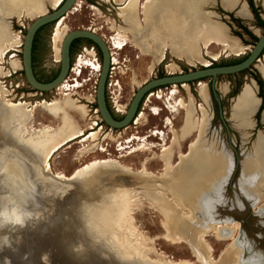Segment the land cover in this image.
Instances as JSON below:
<instances>
[{"label":"rangeland","instance_id":"rangeland-1","mask_svg":"<svg viewBox=\"0 0 264 264\" xmlns=\"http://www.w3.org/2000/svg\"><path fill=\"white\" fill-rule=\"evenodd\" d=\"M26 1L30 6H35V13L26 14L22 18L15 16L7 20L11 26V32L18 35L19 42H17V47L10 50L0 62V68L2 67L3 70L0 76L4 77L7 73H11V76L7 78L6 76L0 78V86L3 87L0 89L9 93L6 92V100L10 103L22 101L28 103L27 108L33 115V129H40L42 126L56 128L59 125V121L52 115L37 109V105L43 100L46 102L66 101L70 104L68 113L83 128V136L64 145L60 148L61 150L58 149L54 153L55 155L53 154L52 160L49 161L53 173L69 176L75 169L94 160H113L136 175L119 171L114 172L117 175L96 174L85 180L82 178L76 182L63 184H71L73 188H70L50 180V177L41 171L38 172L39 177H37L27 168L23 171V179H25L28 197L19 194L22 186L15 178L6 176L3 183H0V234L5 235V242L0 244V249H2L0 250V264H264V194L260 199L258 197L256 200L248 198L241 184L244 178V167L252 166L254 173L258 174L257 151L259 142L264 139V106L258 116L257 113L261 104H264V88L262 99L259 96L261 89L254 77L257 76L264 82L262 75L264 57L245 74L217 78L215 89L221 100L226 127L213 100L210 90L211 80L208 79L186 84L187 89L183 85H177L167 89L154 90V93L158 92L157 98H155V94L150 97V92L141 104L139 109L141 116L138 115L139 120L136 126L131 124L129 128L122 129L120 132L110 131L108 137H100V134L94 130L85 132V128L92 123L95 124L97 118L95 82H98L99 76L92 74L89 69L83 71L82 78L87 79L90 76L91 81L82 89L76 90L75 88H80L77 84L73 90H65L68 86L63 85L58 94L48 92L42 97H34L36 92L27 84L21 67L22 43L31 22L37 16L40 17L53 8L47 2L32 5L34 3L32 0ZM113 1H78L76 9H73L61 21L67 33L78 29H91L102 38L113 35L114 51H121V65L117 66L116 75L112 77V80H119L120 84V88H116L114 95V103L117 102V107L128 106L135 92L154 78L245 57L253 46L252 40L244 34L241 39L236 33H240L242 30L225 13H233L234 17L240 19L254 36L257 38L260 36L254 27L253 17L246 0H239L234 7H237L234 12L225 11L221 6V0H207L202 7L203 12L209 15L211 20L224 25L229 35L236 38L244 50L231 55L224 52V48L218 45L204 47V44L200 43V59L193 64L172 56L169 51L164 53L162 60H158L155 53L144 54L129 43L130 41L123 40V36L128 33L124 29L126 25L122 22L119 13L130 0ZM145 1L147 0H139V6ZM253 2L258 9V14L264 18L262 0H253ZM243 4H247L249 17L239 14ZM140 20L143 21L142 15H140ZM56 25L47 27L41 36L43 45L36 57L35 70L37 75L42 78L48 77L60 67V52L55 53L52 42ZM91 46L93 45L84 44L81 48ZM81 48L74 55L72 63L78 58ZM92 61L91 58L79 60L80 64L91 67L100 73V63ZM199 61L200 63H198ZM12 62L15 63V66L12 65ZM69 77L73 76L70 74ZM71 82L69 81L70 84ZM199 83L206 84L212 109L203 144L211 145L217 157L226 155L228 159L227 170L222 176L219 175L220 177L216 176L212 179L210 187L206 185L202 188V191L207 195L211 192L215 196L209 198L207 204L209 208H206L208 218L205 219V223L207 224L211 220L219 223L209 230L207 236L205 233H200V236L203 237L204 262L193 254L190 245L183 236L173 229L172 232L170 231L165 217L147 197V191L151 189L158 196L164 195L168 201L172 200L171 203L176 206V211L181 212L179 216L183 218V221L181 220L180 224L184 222L199 224L194 219L192 210L175 199L168 190V185H164L162 177L165 176L166 170L160 159L163 148L171 144L173 132H177L183 124L185 110L179 105L180 101L185 104L193 101L195 117L199 120L202 119V107L210 111V107L205 105L199 97ZM224 85L227 86V90L223 92ZM245 85H248L256 98L259 99V107L252 118V125L243 130L232 118V108L238 96L231 98L230 93L239 86L240 94ZM14 89L15 92H13ZM172 91L175 94L172 95ZM16 94L17 99H15ZM28 94L32 96H27ZM21 95L24 98L19 99ZM1 103L0 101V112H4ZM74 107L75 109H73ZM151 110L152 113H150ZM36 122L41 123L37 124ZM149 129L155 132L150 133ZM136 131L139 133L136 134ZM93 134L95 138L92 137ZM196 135L194 134L191 138L180 143V148L176 150L172 164L179 162L180 154L188 152L190 144L196 140ZM131 136L136 137L127 142L130 144L125 143L124 141ZM1 137H4L2 132L0 133V145H2ZM74 142L77 144L73 145ZM118 142H122L119 148L121 152L115 149ZM9 143L13 144L12 139H9ZM131 147H135V149L130 151ZM141 147L146 149L132 153ZM104 149L107 150L104 151ZM261 153L264 160V151ZM227 159L225 158V160ZM143 166L146 172L154 175V182L147 181L137 174ZM181 171H183V166L178 169L179 181L183 178ZM202 173L205 174L204 171H201L200 176ZM257 178L258 176L254 177V182L250 178L252 181L250 184H256L259 188V178ZM145 185H150V187L145 190ZM244 187L250 188L247 185ZM262 187V191H264V186ZM103 189L110 192L114 189L121 190L124 194L121 199L128 204L124 218L111 231L112 237L116 240L111 251L112 256L109 252L102 251L93 238L83 232V224H89V221H86L89 214L84 206L91 201L94 193L101 192L100 194H102ZM29 199L36 200V205ZM197 216L199 217L198 214ZM221 228L227 230L224 237H219ZM203 230L205 231L204 228ZM244 240L250 244H245ZM44 254L47 256L46 259H44Z\"/></svg>","mask_w":264,"mask_h":264},{"label":"bare ground","instance_id":"bare-ground-1","mask_svg":"<svg viewBox=\"0 0 264 264\" xmlns=\"http://www.w3.org/2000/svg\"><path fill=\"white\" fill-rule=\"evenodd\" d=\"M32 1L34 2L32 5L39 2H47L52 5L53 9H56L62 4L63 0ZM206 1L207 0H147L142 3L140 7L139 0H130L119 13L122 22L126 25L124 29L128 33V35L125 34L123 36V40L130 41L129 43L133 44L144 54L155 53V57L158 58V60H162L164 58V53L169 51L172 56L184 59L191 64L200 59V43H203L204 47L218 45L224 48V52L226 51L231 55L241 53L244 48L239 44L236 38L229 35L227 28L219 22L211 20L210 16L203 12L202 7ZM221 2L224 8L233 9L238 4L239 0H221ZM262 4L264 6V0H262ZM32 13H35V6H30L26 0H0V62L7 53L17 45V42H19L18 35L11 32V26L7 20L15 16L22 18L26 14ZM239 14L243 17L250 16L246 4L242 5ZM140 15L143 16V21L140 20ZM66 33V28L63 26L62 21H58L52 38L55 53L60 52V46ZM116 42L118 43V41ZM80 59L82 58L78 59L79 64ZM198 63H200V61ZM12 65L15 66V63L12 62ZM80 65L82 67H87L83 64ZM1 68L0 74H2L3 71ZM96 72V74H92L98 76L99 71ZM262 75L264 76V69L262 70ZM254 83L253 81V84ZM76 85L74 87H76ZM78 85L80 88L82 87L80 84ZM183 87L187 89L186 84H183ZM226 87L225 85L222 87L223 92L227 90ZM61 88L62 87H60V89ZM80 88L75 89L78 90ZM69 89L73 90L70 86L65 90ZM171 94L173 95L175 92L172 91ZM199 97L205 105L210 107V111L202 107V119L199 120L195 117L196 111L193 101H189L187 104L180 101L179 105L185 110L183 124L177 132H173L171 144L165 146L160 155V159L164 163L166 170L165 176L162 177L164 185H168L169 189H167L175 199H178L183 206L192 210L194 214L193 217L199 224L196 225L189 222L180 224V221H183V218L179 216L181 212H177L176 206L171 203L172 200L168 201L164 195L158 196L151 189L147 191V197L152 200V203L165 217L170 231L172 232L173 229L176 233L183 236L190 245L193 254L204 262L205 253L202 248L203 237L200 235L205 233V236H207L209 230L219 223L213 222V220L210 222L208 221L207 224L205 223V219L208 218L206 208H209V206L207 207L209 198L215 196H213L211 192L207 195L202 191V188L206 185L210 187L212 179L219 175L222 176L224 171L227 170L228 159L226 155L217 157L211 145L203 144V139L206 135L212 112L209 94L206 84L204 83H199ZM0 101L2 102L1 104L4 110V112H0V133L2 132L6 137V139L2 138V145H0V183H3L6 176L15 178L18 184L22 186V190L20 189V193L18 192L21 196L28 197L25 179H23V171L27 168L37 177H39L38 172L41 171L44 175L49 176L50 180L60 185L76 182L82 178L85 180L96 174L102 175L110 173L117 175L114 173L116 171L136 175L133 171L113 160H94L75 169L69 176L53 173L49 164V161L53 158V154L64 145L83 136V128H81V125H79L68 113L70 104L66 101L60 102L59 100L39 103L37 109H41L52 115L59 121V125L56 128L42 126L40 129H33V115L27 108L28 103L8 102L6 100V92L3 89H0ZM258 107L259 99L256 98L252 89L248 85H245L236 98L232 108V118L238 122L239 128L246 130L252 125V118ZM73 109H75V107ZM152 112L151 110L150 113ZM194 134H197L196 140L190 144L188 152L186 154H180L179 162L172 164L175 152L180 148V143L191 138ZM92 137L95 138V135L93 134ZM9 139H12L13 144L9 143ZM20 147L24 150L23 154L19 151ZM144 148L145 147L136 149L132 153L139 152ZM263 151L264 139L259 142L257 151L259 160V164H257L258 174L254 173L252 166L248 165L244 167V178L241 183L247 197L255 200L257 197L260 199L264 194V191H262V186H264V160L261 155ZM225 158L227 160H225ZM181 166H183V171H181V177L183 178L179 181L178 169ZM201 171H204L206 175L202 173L200 176L199 173ZM137 174L147 181L155 180L154 175L146 172L144 166ZM257 176L259 178V188L256 184H250L252 183L251 179L254 182V177L256 178ZM245 185L251 189H246L244 187ZM148 187H150V185H145L144 189L146 190ZM100 193L101 192L94 193L91 201L87 202L84 206L89 214L86 219V221H89V224H83L85 228H83V232L90 235L102 251H107L111 254L114 244H116V240L112 237L111 231L114 230L116 226L119 225L122 218H124L128 204L121 199L124 194L119 189H114L112 192L103 189L102 194ZM29 200L36 205V200ZM261 214H263L262 211ZM211 217L213 218L214 216L212 215ZM226 231V229L221 228L219 230V237H224L223 235L227 233ZM4 236L5 235L0 234V244L5 242ZM244 243L247 245L250 244L248 241L246 242V240H244ZM110 256H112V254ZM46 258L47 256H45L44 259Z\"/></svg>","mask_w":264,"mask_h":264},{"label":"water","instance_id":"water-1","mask_svg":"<svg viewBox=\"0 0 264 264\" xmlns=\"http://www.w3.org/2000/svg\"><path fill=\"white\" fill-rule=\"evenodd\" d=\"M78 1L87 0H64L62 4L56 8L47 11L45 15L34 19L26 30L21 52V67L24 73L27 84L35 91L47 93L53 91L60 86L62 82L67 78L70 66L71 56L70 47L73 41L77 39H86L91 41L100 51L102 56L101 72L96 87V105L99 115L102 121L109 127L117 130H122L128 127L133 118L135 117L139 108L140 102L146 94L154 89L167 86H177L183 84H189L194 82H201L204 79H210V90L214 96L216 102L219 105V114L223 124L226 127V123L223 118V112L221 107V100L218 92L215 89L216 80L220 76H229L239 74L254 66L264 50V34L258 37V41L252 46L246 58L240 63L226 66H201V68L189 70L185 73H178L173 75H165L160 78H154L144 85H142L134 94L129 106L126 110L122 120H115L110 111L107 108L106 102V81L110 68V54L108 47L101 36L93 31L86 29H78L66 33L60 46V68L57 77L48 83L40 82L33 70L32 65V48L33 41L37 31L48 24L56 25L58 21L66 18L70 12H72L74 6ZM244 166V165H243ZM70 188H73L71 184H68ZM68 192V191H67ZM245 195V194H244ZM253 203V202H252ZM263 255V253H262ZM264 256V255H263Z\"/></svg>","mask_w":264,"mask_h":264},{"label":"built area","instance_id":"built-area-1","mask_svg":"<svg viewBox=\"0 0 264 264\" xmlns=\"http://www.w3.org/2000/svg\"><path fill=\"white\" fill-rule=\"evenodd\" d=\"M76 5L74 6L73 9H76ZM78 8L80 10L81 9V6L78 7ZM89 30L95 32L94 30H91V29H89ZM112 36H109L108 38L106 36H103V38H102L104 40V42L106 43V45L108 47V50H109V54H110V68H109V73H108L107 81H106V90L109 93V99L112 102V104L115 107V109L117 110V112L119 114L123 115V113L125 114L126 109L125 108H121V106L117 107V102L114 103V95H115V92H116V88H120V84H119V80H117V79L116 80H112V77L114 75H116L115 72H116L117 66H120L121 65V59H120V53H121V51H114V46L112 44ZM86 55H89V56H86ZM79 58H82V59H85V58L90 59L91 58L94 61V63H98L99 62L100 65H101V61H99L98 56H97V49H96V47L95 46L83 47L82 50H81V52H80V54H79V56H78V58L76 59V61L74 63L71 62V66H70V70H69L68 76L62 82L63 84L60 85V86H58L57 88H55L53 91H51V93L52 92H55V93L58 94L60 92L59 89H60L61 86L67 85L68 87L70 86L71 88H73L77 83L82 86L80 88V89H82L88 82L91 81L90 76L87 79L82 78L83 71L86 70V69H89L91 71V73H95L96 74L97 72L95 70H93L91 67H82L78 63V59ZM259 61H260V59L257 60V62H259ZM70 74L73 76L72 78L69 77ZM99 74H98V76H99ZM9 76H11V73H7L6 78L9 77ZM80 79H82V80H80ZM69 81H72L71 84L69 83ZM95 85L97 87V82H95ZM157 93L158 92H156V93L151 92L149 94V96L151 97V96H154V94H155V98H157L158 97V94ZM95 95H96V91H95ZM42 102H46V101L43 100ZM95 112L98 113V110H96ZM138 115H139V117L141 116L140 114H138ZM157 116H159V115H157ZM138 120L139 119H138V116H137V118H135V120L133 121V124L132 125L133 126H136L137 123H138ZM130 126L131 125H129L128 127L124 128V129H127ZM155 130H157V129H155ZM151 132H155V131L153 130ZM133 137H136V136H131L130 138L126 139L124 142L127 143ZM144 137H146V136H144ZM144 137H142V138H144ZM138 138H140V137H138ZM127 144H130V143H127ZM121 145H122V142H118L116 144V148L115 149L118 152H121V151H119V148L121 147ZM133 149H135V147H131L129 150L131 151ZM106 150L107 149H104V151H106Z\"/></svg>","mask_w":264,"mask_h":264},{"label":"flooded vegetation","instance_id":"flooded-vegetation-1","mask_svg":"<svg viewBox=\"0 0 264 264\" xmlns=\"http://www.w3.org/2000/svg\"><path fill=\"white\" fill-rule=\"evenodd\" d=\"M87 1H91V0H87ZM111 1V0H110ZM113 1V0H112ZM144 1V0H143ZM247 2V1H246ZM113 3L115 4V2L113 1ZM247 4H248V2H247ZM248 7H249V5H248ZM118 10H119V7L117 8ZM251 11V10H250ZM251 15H252V17H253V21H254V27L258 30V32L260 33V35H262V34H264V25H263V23L261 22V21H263L264 22V18L261 16V15H259L258 14V17H260V19H261V21H260V19H258V17H256L253 13H252V11H251ZM230 18V17H229ZM231 19V18H230ZM237 26V25H236ZM238 27V26H237ZM44 31V30H43ZM43 31L41 32V34H40V38H39V43H38V48H39V50H41L42 49V45H43V42H42V38H41V36H42V33H43ZM82 47V46H81ZM80 47V48H81ZM79 48V47H78ZM82 49V48H81ZM78 50L79 49H76V48H71L70 47V56H71V62H72V59L74 58V55L78 52ZM262 57H264V50H263V52H262V54H261V56H260V59L262 58ZM246 58V56L245 57H243V58H241L242 59V61L244 60ZM234 61V60H233ZM224 64H225V62L224 61H222V62H220V63H218V64H212L213 66H224ZM60 68V67H59ZM59 70V69H58ZM23 71V70H22ZM189 70H187V71H184V72H181V73H185V72H188ZM24 74V73H23ZM35 74V73H34ZM178 74V73H177ZM51 75V74H50ZM170 75H173V74H170ZM236 75V74H235ZM6 76V75H5ZM221 77V76H220ZM0 78H4V77H1L0 76ZM157 78H160V77H157ZM1 83V82H0ZM210 84H211V81H210ZM1 85V84H0ZM168 87H172V86H167V87H161V88H165V89H167ZM0 88H3L2 86H0ZM32 89V88H31ZM158 89H160V88H158ZM33 90V89H32ZM154 90H157V89H154ZM154 90H152L151 92H153ZM16 90L14 89L13 90V92H15ZM35 91V90H34ZM7 92V91H6ZM36 93H35V95H34V97L35 98H38L39 96H43L44 94H47V93H42V92H38V91H35ZM150 93V92H149ZM148 93V94H149ZM7 94H9L8 92H7ZM148 94H146L145 96H144V98L142 99V101L140 102V105H139V108H138V110H137V113H136V115H135V117L133 118V120H132V122H131V124H133V121L135 120V118H137V116H138V114H139V109L141 108V104H142V102H143V100L145 99V97L148 95ZM27 96H32L31 94H28ZM16 98L15 99H17L18 98V96H17V94H16V96H15ZM22 98H24V96L23 95H21L20 97H19V99H22ZM38 101H39V99H37ZM96 100V99H95ZM213 100H214V102L216 103V107H217V110H218V113H219V105H218V103L216 102V100H215V98H214V96H213ZM22 102H24V101H22ZM106 102H107V108H108V110L110 111V113H111V115H112V117L115 119V120H122V118H123V116L125 115L124 113H123V115H121V114H119L118 112H117V110L115 109V107L113 106V104H112V102L110 101V99H109V93L107 92V90H106ZM35 103H39V102H35ZM29 104H31V103H29ZM129 106V105H128ZM128 106L127 105H125V106H121V108H125L126 110H127V108H128ZM221 107H222V104H221ZM96 109H97V105H96ZM120 110V109H119ZM149 110H150V108H149ZM96 113V112H95ZM126 113V112H125ZM96 115H97V118H96V122H95V124L94 123H92L91 125H88L87 126V128H85V132H88L89 130L90 131H92V130H94V131H96L97 132V134H100V137H108L109 136V132L110 131H114V132H120L121 130H117V129H113V128H111V127H109V126H107L103 121H102V119H101V117H100V115H99V112L98 113H96ZM89 119H91V118H89ZM34 123H35V120H34ZM37 124H39V123H41V122H36ZM130 124V125H131ZM90 126V128H88ZM163 128H164V126H163ZM150 130V129H149ZM151 131L152 130H150L149 132L151 133ZM139 132L138 131H136V134H138ZM4 136V135H3ZM119 136V135H118ZM1 138H5L6 139V137L4 136V137H1ZM74 144H77V142H74L73 143V145ZM19 151H20V153H24V150H23V148H19ZM50 166H51V163H50ZM51 169H52V166H51ZM53 174V173H52Z\"/></svg>","mask_w":264,"mask_h":264},{"label":"trees","instance_id":"trees-1","mask_svg":"<svg viewBox=\"0 0 264 264\" xmlns=\"http://www.w3.org/2000/svg\"><path fill=\"white\" fill-rule=\"evenodd\" d=\"M248 2V5L250 7V10L252 11V13L258 17V9L255 7L254 5V2L253 0H246ZM226 15H228L234 22L237 23L238 25V28L240 30H242V32L240 33H236L241 39L243 37V34L244 35H247L252 41L253 45L258 41V38L256 36H254L251 31L242 24V21L240 19H237L234 17V14L233 13H225ZM258 19H260V17H258ZM261 21V19H260ZM264 25V22L261 21ZM50 25H53V24H48L46 26H43L41 27L36 35H35V38H34V41H33V48H32V65H33V70H34V73H35V76L36 78L40 81V82H44V83H48V82H51L53 81L58 73H59V70L53 72L51 75H49L48 77L46 78H42V77H39L36 73V70H35V63H36V57H37V54L39 52V48H38V43H39V38H40V34L43 30H45L47 27H49ZM84 44H87V45H93L95 46L91 41L89 40H86V39H77L75 41L72 42L71 44V48H76V49H80V47ZM79 47V48H78ZM96 47V46H95ZM97 49V53H98V56H99V59L100 61H102V56H101V53L99 51V49L96 47ZM242 61V59H237V60H234V61H228V62H225L224 66L226 65H234V64H237V63H240ZM251 69V68H250ZM250 69H247L239 74H245L247 73ZM229 76H233V75H229ZM163 77V76H161ZM255 81L257 82V84L259 85L260 89H261V93H259V96L263 99V88H264V82L259 78V77H254ZM204 80H208V79H204ZM239 94V86H237L235 89L232 90V92L230 93V97L233 98V97H237ZM264 104L262 103L259 110H258V113H257V116L260 114L262 108H263Z\"/></svg>","mask_w":264,"mask_h":264},{"label":"crops","instance_id":"crops-1","mask_svg":"<svg viewBox=\"0 0 264 264\" xmlns=\"http://www.w3.org/2000/svg\"><path fill=\"white\" fill-rule=\"evenodd\" d=\"M220 3L222 4L221 1H220ZM246 5H247V4H246ZM221 6L223 7V5H221ZM223 8H224V7H223ZM236 9H237V7L234 8V9H226V8H224V10L227 11V12H234Z\"/></svg>","mask_w":264,"mask_h":264}]
</instances>
